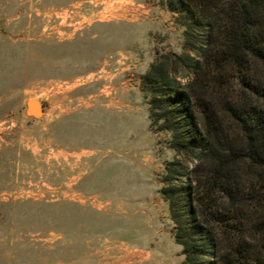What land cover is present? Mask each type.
Listing matches in <instances>:
<instances>
[{"label":"rangeland","instance_id":"374dc122","mask_svg":"<svg viewBox=\"0 0 264 264\" xmlns=\"http://www.w3.org/2000/svg\"><path fill=\"white\" fill-rule=\"evenodd\" d=\"M180 7L0 0V264L182 261L160 193L175 152L142 90L183 52Z\"/></svg>","mask_w":264,"mask_h":264},{"label":"trees","instance_id":"16d2710c","mask_svg":"<svg viewBox=\"0 0 264 264\" xmlns=\"http://www.w3.org/2000/svg\"><path fill=\"white\" fill-rule=\"evenodd\" d=\"M178 2L183 52L157 56L142 90L175 152L160 193L179 264H264V0Z\"/></svg>","mask_w":264,"mask_h":264},{"label":"water","instance_id":"95a60500","mask_svg":"<svg viewBox=\"0 0 264 264\" xmlns=\"http://www.w3.org/2000/svg\"><path fill=\"white\" fill-rule=\"evenodd\" d=\"M31 101H32V100H30V101L27 102V113H30V114L33 115V116L38 115V114L40 113V110L38 111V110H34V109H32V107H31V105H30V102H31Z\"/></svg>","mask_w":264,"mask_h":264},{"label":"bare ground","instance_id":"6f19581e","mask_svg":"<svg viewBox=\"0 0 264 264\" xmlns=\"http://www.w3.org/2000/svg\"><path fill=\"white\" fill-rule=\"evenodd\" d=\"M30 105H31L32 109H34V110H38V111H39L40 108H39V104H38L37 101L32 100V101L30 102Z\"/></svg>","mask_w":264,"mask_h":264}]
</instances>
